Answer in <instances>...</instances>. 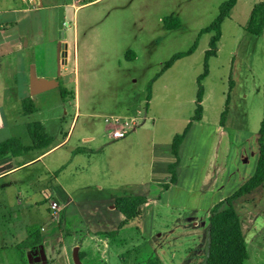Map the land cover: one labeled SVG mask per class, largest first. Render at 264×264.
<instances>
[{
	"label": "rangeland",
	"instance_id": "374dc122",
	"mask_svg": "<svg viewBox=\"0 0 264 264\" xmlns=\"http://www.w3.org/2000/svg\"><path fill=\"white\" fill-rule=\"evenodd\" d=\"M50 1L51 6L65 7L67 39L63 42L72 46L66 78L62 74L58 76L56 69L57 10L38 15L44 29L43 45L26 52L34 58L38 56L31 63H52L61 89L68 93L64 107L59 109L60 121L56 127L52 123L47 126L55 142L62 141L64 133L72 134L66 147L60 150L66 158L62 173L64 191L54 183L46 191L44 187L51 180L43 175L44 179L37 185L43 192L42 196L38 194V199L44 202L42 208L27 214L34 223L18 234L13 230L15 212L12 213V205L0 191V264H15L19 256H28L30 253L23 252L39 240L47 248V264H74L73 251L78 246L82 248L83 264H148L152 258L160 259L162 264H204L209 252L211 211L195 210L193 203L201 199L204 190L217 192L222 185L231 194V184L250 176L255 165L256 157L250 155L255 152L252 150L258 143L264 117V36L250 34L245 26L253 6L264 0L238 1L232 18L222 25L217 56L208 59L209 75L202 84L209 95L207 124L214 130L208 142H213L210 153L215 155L204 168L206 176L209 169L212 178L201 180L198 170L197 183L192 180L191 188L194 187H186L193 193L187 205L176 200L177 196L189 194L186 191L163 200L161 197L167 189L152 188L144 178L153 152L152 134L144 141L141 155L137 148L126 144L136 133L152 131L156 125L158 145H163L158 147L165 148L169 133H182L191 122L196 111L198 80L205 71L206 53L213 36L201 32L218 18L220 7L227 0H90L91 3L78 10L73 7L74 0ZM170 18L178 20L180 27L167 29L165 25ZM195 45L192 55L178 60L154 80L174 55L187 53ZM58 91L41 96L48 101L44 111L27 118L38 121L47 115L53 107L50 97ZM224 111L227 113L222 129L226 136L218 130ZM150 116H158L159 120L154 122ZM134 117L139 119L135 132L120 140L110 139L107 118ZM87 138L93 140L85 142ZM202 141L200 136L197 142L193 140V152L205 150ZM227 141L232 143L231 149L226 147ZM26 143L30 144V140ZM239 145L242 146L240 157L237 156ZM77 149L81 153L69 163V153ZM245 150L248 163L243 161ZM227 155L232 156L231 162ZM225 159L228 171L224 172L218 168ZM233 168L236 172L232 175ZM157 176L163 179L164 175ZM169 178L167 183H173ZM122 196L156 197L160 204L150 218L152 236L146 238L141 220L122 227L124 216L116 207L112 208ZM164 201L170 207L161 206L165 205ZM52 202L58 203V214L63 216L64 223L60 230L62 237L49 246L47 242L52 240L55 228L59 231L54 224L57 221L51 217ZM235 208L247 228L250 259L246 264H264V186L237 201ZM195 219L202 223L199 236L191 227V220Z\"/></svg>",
	"mask_w": 264,
	"mask_h": 264
},
{
	"label": "crops",
	"instance_id": "0c3cea01",
	"mask_svg": "<svg viewBox=\"0 0 264 264\" xmlns=\"http://www.w3.org/2000/svg\"><path fill=\"white\" fill-rule=\"evenodd\" d=\"M239 1V0H238ZM50 0H35L33 4L28 3V0H0V144L8 142L13 139L19 140L24 146L30 147L31 150L29 152H25L18 156L13 154H7L3 157H0V191L1 195L8 198L11 206V211L15 212V227L13 230L16 234L19 231H24L26 227L32 225L34 222L31 220V216L27 217V214L34 211L40 210L42 208L43 201L38 199L39 195H43L42 189L37 187V185L44 179V176H50L51 180L49 184L47 183L44 188L48 191V188L51 189L50 186L53 183L56 185L57 189H61L64 191L62 184V173L66 167V158L64 157V153L60 150L66 147L67 143L71 139V132L68 134L64 133L62 136V141L55 142L56 138L48 134L49 123L56 124L61 119L60 115V106H63L65 99L61 92V87L57 88L59 91L52 95L53 99V107L47 115L41 116L42 118L38 121H30L27 117L33 116L34 114L41 115L45 109V105L48 101L44 98L41 99V96L50 94L54 90L53 89L35 96L31 95L30 92V66L32 65L31 60H38V56L35 58L27 54L26 51L29 50H37L43 45L44 38V29L40 25V18L38 15L44 11L57 10L60 7H63L61 4H56V6H51ZM49 3V4H47ZM238 6V4H237ZM83 7V6H81ZM79 7V8H81ZM77 8L76 10H78ZM235 7L233 10H235ZM254 8V6H253ZM252 8V10H253ZM251 10V11H252ZM232 18V14L230 19ZM67 39V35H66ZM77 42V34L75 32V49ZM59 43V42H58ZM68 48L65 50L66 53V64L62 65L61 71H64L62 74L63 78H66L65 72L68 64L70 62V58L72 56L71 44L65 43ZM52 63L48 61L46 63H35L37 74L39 77H43L46 79H57L56 73L53 71ZM58 68V53L56 59V69ZM67 82V80H66ZM47 100H50L47 97ZM209 100V95L205 90L204 96V116L201 121L194 122L189 130L187 139L181 149L180 152V165L177 171V181L176 183H167L168 177H173L170 166L175 162V157L172 153V143L174 137L181 131L177 133L175 131H171L168 135L167 143L164 147H158L159 141L157 140V128L156 125L152 128V131H142L140 133H136L126 144L128 146H134L139 151L141 155L144 148V141L152 134V156L151 162L148 167V174L145 175L144 178L148 181V186L150 185L152 188L157 187L158 189L163 190L165 188L166 192L165 196L161 197L163 200L171 199L169 196L176 194L180 191H186L187 195L177 196V201L181 205H187L190 201V197H193L192 185L191 182L197 183L198 180V170H201L200 179L205 180L212 178L209 175L206 176V169L204 166L208 164V161L211 157H214L215 153H210L212 150L213 142H208L209 134L213 127L207 124V103ZM77 101V97H76ZM28 103V105H27ZM64 107V106H63ZM28 110V111H27ZM150 112V109H148ZM149 114V113H148ZM154 122L159 120L158 116H150ZM27 118V119H26ZM187 121V120H185ZM40 123L45 130V134L53 139V142L50 146H42L37 144V146L33 145L32 139L30 137L28 126L31 124ZM262 123V122H261ZM220 127L218 126V130H222V133L225 135L226 133L222 129V123L220 120ZM188 126V124H187ZM139 127V126H138ZM136 128V130L138 129ZM110 131V139L111 136V128L108 126ZM134 130L133 132H135ZM185 130V129H184ZM196 130V132H194ZM56 131V130H55ZM149 132V135H146ZM59 133V130H58ZM180 134V133H179ZM193 136H196L195 142L198 141V136L202 137L203 141L200 143L205 147V150H200L197 153L193 152ZM226 136V135H225ZM161 139L163 136L160 137ZM30 140V144H27L26 141ZM92 138H87L85 142L92 141ZM245 141V140H244ZM208 144L210 145L208 147ZM46 145V144H44ZM171 145V146H170ZM42 146V148H40ZM124 146V145H123ZM163 146V145H162ZM170 146V150L169 147ZM167 147V150H166ZM226 147L231 149L232 143L227 141ZM125 148V146H124ZM237 156H241L240 150L242 146H238ZM259 137L257 145L253 147V153H251L252 157H256L255 165L252 169L250 176L244 177L237 184L234 182L231 184V194L226 193V189H224V185L221 188H217V192L213 190H204L202 193V197L200 200H196L193 205H195V210H208L211 211V207L217 205L227 197L234 194L239 187L244 185L249 179L253 177L256 171L258 159H259ZM203 149V147H201ZM81 153L78 149L71 151L69 153V163L74 161L77 154ZM54 155V156H53ZM247 151L245 150V154L243 157L244 163H248ZM227 159L231 162L230 157L227 155ZM258 157V158H257ZM225 159L226 162H223L218 170L228 171L227 165L228 160ZM196 161V162H195ZM213 161V159H212ZM217 164V160L215 162ZM41 165V169H36ZM236 165L234 160V166ZM213 169V168H212ZM231 174L233 175L236 172V169H231ZM145 173V172H144ZM163 173V179L157 176V174ZM146 174V173H145ZM233 177V176H232ZM231 177V179H232ZM230 179V180H231ZM143 185L145 183H142ZM191 189H188V187ZM216 186L221 185L216 183ZM37 190V191H36ZM39 194V195H38ZM192 194V196H191ZM214 196H217L214 198ZM156 197H149L148 203L143 207V218L141 221L143 222V232L146 238L152 236L154 234V230H152L151 217H154V211L156 210L159 201L155 199ZM160 198V199H161ZM193 202V198H192ZM54 203V202H52ZM51 203V205H52ZM165 207L168 206V202L164 201ZM199 206V208H196ZM35 207V208H34ZM115 205L112 206L114 209ZM51 208V206H50ZM52 210V208H51ZM53 211V210H52ZM49 215V213H48ZM38 216L41 219H44L40 213ZM51 217L53 220L57 221L56 226L59 231L55 228L53 232L52 240L47 242L48 245H52L55 241L62 237L61 225L64 223L63 216L60 217L59 214H55V211L51 212ZM50 217V218H51ZM125 218V217H124ZM59 219V220H58ZM193 219V218H192ZM254 221H252L253 223ZM252 223L250 225H252ZM20 224V225H19ZM151 224V225H150ZM244 233L246 232V224L242 221ZM53 225V224H52ZM145 225V226H144ZM150 225V226H146ZM202 223L198 220H191V227L194 230L193 232L199 236L198 228L201 227ZM44 228L42 227V230ZM251 226L249 227V230ZM248 230V231H249ZM255 233H257V228H254ZM46 231V229H45ZM60 233V234H59ZM159 236H162L160 234ZM246 236V233H245ZM55 237V238H54ZM91 239V238H90ZM93 240V239H92ZM247 240V236H246ZM87 243V242H86ZM45 244V243H44ZM248 244V242H247ZM45 247V245H44ZM55 246H52L54 250ZM45 249H47L45 247ZM80 247V253H81ZM63 260L64 258L61 257ZM59 260V259H58ZM162 264L161 260L159 259Z\"/></svg>",
	"mask_w": 264,
	"mask_h": 264
},
{
	"label": "trees",
	"instance_id": "16d2710c",
	"mask_svg": "<svg viewBox=\"0 0 264 264\" xmlns=\"http://www.w3.org/2000/svg\"><path fill=\"white\" fill-rule=\"evenodd\" d=\"M238 0H227L220 7L218 18L211 26L202 30L201 34H213L210 42V49L206 53L205 71L199 77V90L196 101L195 115L185 130L174 137L172 143V153L175 157V162L170 166V171L173 173V183L177 181V171L180 165V152L187 139L189 130L194 122L201 121L204 116V96L205 88L202 81L208 77V59L217 56L218 43L222 37V25L225 20L231 17L233 9L237 6ZM167 29H176L180 27V22L170 18V22L166 23ZM245 30L252 35L261 37L264 36V2L256 4L252 10L248 24ZM196 49V45L187 53L176 54L170 61L165 63L161 73L154 79H158L163 73L169 70L178 60L185 56L192 55ZM231 84V89L233 88ZM64 99L68 94L62 90ZM150 98V97H149ZM228 104V102H227ZM28 111V110H27ZM227 111L222 115L221 123L225 121ZM28 131L32 139L33 145L50 146L53 142L45 134L44 127L40 123L31 124L28 126ZM46 144V145H44ZM40 146V148H42ZM30 147L24 146L19 140L13 139L3 144H0V157L7 154L18 156L25 152H29ZM264 186V117L259 131V159L255 174L244 185H242L234 194L227 197L218 203L210 212L209 221V252L204 264H246L250 259L248 244L243 230L242 220L235 208V203ZM148 203V198L145 196H122L115 200L116 210L124 217L125 221L122 227L131 221L141 220L143 218V207ZM113 234V233H112ZM105 235V234H104ZM44 245L42 240L34 241L24 253L38 252L40 247ZM81 259L82 255L80 253ZM148 264H161L158 258H152Z\"/></svg>",
	"mask_w": 264,
	"mask_h": 264
},
{
	"label": "water",
	"instance_id": "95a60500",
	"mask_svg": "<svg viewBox=\"0 0 264 264\" xmlns=\"http://www.w3.org/2000/svg\"><path fill=\"white\" fill-rule=\"evenodd\" d=\"M66 16L65 7H60L58 10V28H59V43H58V76H61V68L66 64L65 57L67 56L65 50L68 46L63 42L66 39L65 32ZM30 67V92L32 96L57 89L60 87V82L57 79H46L39 77L36 70V65L33 63ZM74 264H83L80 256V247H75L73 251ZM47 264L48 258L44 245L40 247L38 252L19 256L15 264Z\"/></svg>",
	"mask_w": 264,
	"mask_h": 264
},
{
	"label": "built area",
	"instance_id": "2783aa9c",
	"mask_svg": "<svg viewBox=\"0 0 264 264\" xmlns=\"http://www.w3.org/2000/svg\"><path fill=\"white\" fill-rule=\"evenodd\" d=\"M35 0H28V3L33 4ZM75 4L73 7L78 8L81 6H85L90 2V0H74ZM106 124L111 128V136L114 140H120L125 138L130 132L136 130L139 126L138 118H110L105 120ZM110 124V125H109ZM172 180V177L169 178ZM52 210L55 211V214H58L60 211V207L57 202L52 203Z\"/></svg>",
	"mask_w": 264,
	"mask_h": 264
},
{
	"label": "flooded vegetation",
	"instance_id": "af4514ba",
	"mask_svg": "<svg viewBox=\"0 0 264 264\" xmlns=\"http://www.w3.org/2000/svg\"><path fill=\"white\" fill-rule=\"evenodd\" d=\"M40 264H42V263H40Z\"/></svg>",
	"mask_w": 264,
	"mask_h": 264
}]
</instances>
